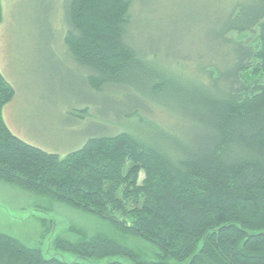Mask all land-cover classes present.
<instances>
[{
    "label": "trees",
    "instance_id": "obj_1",
    "mask_svg": "<svg viewBox=\"0 0 264 264\" xmlns=\"http://www.w3.org/2000/svg\"><path fill=\"white\" fill-rule=\"evenodd\" d=\"M132 4L66 0L64 43L93 91L138 96L125 114L137 130L46 153L7 128L14 92L0 73V182L119 239L71 225L51 242L77 259L62 262L0 233V264H264V0L233 3L190 64L131 44ZM154 109L169 127L142 119ZM40 223L49 235L53 222Z\"/></svg>",
    "mask_w": 264,
    "mask_h": 264
},
{
    "label": "rangeland",
    "instance_id": "obj_2",
    "mask_svg": "<svg viewBox=\"0 0 264 264\" xmlns=\"http://www.w3.org/2000/svg\"><path fill=\"white\" fill-rule=\"evenodd\" d=\"M237 1L133 0L129 40L138 48L158 51L161 62L166 54L183 64L193 63L198 56L204 60L200 41ZM65 2L0 0V73L14 92L3 108V119L21 141L60 157L79 150L90 138L118 134L127 125L129 131L137 130L139 122L137 117L125 119L137 106V95L125 93L124 98L121 91L106 87L93 91L88 72L69 54L64 43ZM145 114L141 117L148 122L171 125L168 117L156 118L155 109ZM42 220L53 222L47 236ZM71 225L119 239L106 223L0 182L1 234L39 248L46 258L75 262V257L51 249L54 236L71 237L67 233Z\"/></svg>",
    "mask_w": 264,
    "mask_h": 264
},
{
    "label": "crops",
    "instance_id": "obj_3",
    "mask_svg": "<svg viewBox=\"0 0 264 264\" xmlns=\"http://www.w3.org/2000/svg\"><path fill=\"white\" fill-rule=\"evenodd\" d=\"M4 120V119H3ZM5 122V121H4ZM6 124V123H5ZM7 126V125H6ZM8 128V127H7ZM10 131V130H9ZM11 132V131H10Z\"/></svg>",
    "mask_w": 264,
    "mask_h": 264
}]
</instances>
